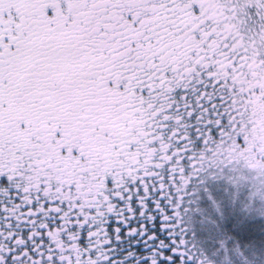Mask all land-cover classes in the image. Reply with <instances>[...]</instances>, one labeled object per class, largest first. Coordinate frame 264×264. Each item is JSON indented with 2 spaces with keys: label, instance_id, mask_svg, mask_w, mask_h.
<instances>
[{
  "label": "snow or ice",
  "instance_id": "obj_1",
  "mask_svg": "<svg viewBox=\"0 0 264 264\" xmlns=\"http://www.w3.org/2000/svg\"><path fill=\"white\" fill-rule=\"evenodd\" d=\"M208 174L264 198V0H0V264L108 260L112 214L157 218L150 264H211Z\"/></svg>",
  "mask_w": 264,
  "mask_h": 264
},
{
  "label": "rangeland",
  "instance_id": "obj_2",
  "mask_svg": "<svg viewBox=\"0 0 264 264\" xmlns=\"http://www.w3.org/2000/svg\"><path fill=\"white\" fill-rule=\"evenodd\" d=\"M251 193L250 182L235 183L227 174L192 185L183 226L198 255L211 264H264V198Z\"/></svg>",
  "mask_w": 264,
  "mask_h": 264
},
{
  "label": "trees",
  "instance_id": "obj_3",
  "mask_svg": "<svg viewBox=\"0 0 264 264\" xmlns=\"http://www.w3.org/2000/svg\"><path fill=\"white\" fill-rule=\"evenodd\" d=\"M153 217V215L130 217L129 224H124L116 214L106 217L104 224L109 238L107 256L110 259L101 260L99 264H150L154 245L139 232H130L128 228L132 225H147L152 230H156L158 228L157 218ZM86 232L87 229L82 231L80 239L81 245L84 246L89 243ZM161 234L164 235L163 229H161ZM164 251L169 250L164 249ZM207 254H211L210 251ZM158 264H173V262L165 255L159 257Z\"/></svg>",
  "mask_w": 264,
  "mask_h": 264
}]
</instances>
